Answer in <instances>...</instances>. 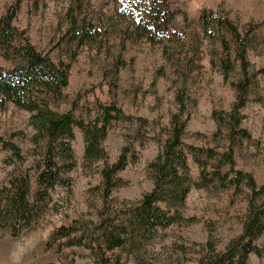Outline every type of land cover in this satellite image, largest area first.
<instances>
[{
  "label": "trees",
  "instance_id": "obj_1",
  "mask_svg": "<svg viewBox=\"0 0 264 264\" xmlns=\"http://www.w3.org/2000/svg\"><path fill=\"white\" fill-rule=\"evenodd\" d=\"M66 2L67 28L61 41L74 48L69 53L71 60L84 45L98 52L117 38L120 52L113 62L115 72L126 66L121 58L125 44L142 40L150 46L158 45L163 59L175 67L181 77L186 79L188 72L196 69L188 53L176 51L181 39L172 23L179 12L170 7L168 0H105V4L113 6L112 16L97 19L83 12L89 0ZM20 3L21 0H16L0 16V53L10 64L9 69L0 66V109L12 103L18 109L29 111L28 123L33 133L29 138L31 147L25 155L14 142L0 140L2 149L8 153L3 161L8 170L0 180V231H7L13 237L29 231L45 213L54 210L56 189L71 188L67 174L75 167L71 143L76 127L83 139L82 166H95L99 176V184L89 190L93 200L88 206L93 214L59 225L50 234L48 245L56 246L58 251L82 247L89 251L95 264H121L122 257L115 253L118 250L138 262L158 229L184 221L182 210L192 187L232 188L234 195L243 193L245 188L246 210L239 218L240 232L220 251L209 233L206 242L195 251L197 257L191 264H248L252 253L264 256V248L257 244L264 236V184L258 185L251 174L237 169L234 162L235 148L251 138L241 125V111L256 78L264 75V67L253 71L247 59L253 47L250 34L255 27L250 25L243 33L226 15L201 10L198 22L203 37L211 45L220 47V57L214 65L225 80L238 68V77L230 82L234 91L231 107L211 114L216 125L213 139L217 144L221 140L224 143L219 150L185 144L188 107L184 92L177 91L174 97L177 111L169 117L166 138L160 142L156 156L146 164L152 187L137 201L119 202L111 197L113 190L122 185L117 174L136 159L133 142L142 145L143 136L137 135L136 130L133 140L127 142L116 160L109 164L102 141L110 123L115 120L130 123L132 116L125 115L115 103L96 104L95 116L87 120L76 117L72 111L61 113L51 108L52 103L64 99L62 92L68 85L70 61L53 62L49 54L37 52L24 30L14 26L12 21ZM183 18L186 22L187 18ZM194 37L192 55L199 53L201 44V39ZM135 120L138 129L144 127L145 119ZM188 156L199 170L194 181L190 177Z\"/></svg>",
  "mask_w": 264,
  "mask_h": 264
},
{
  "label": "rangeland",
  "instance_id": "obj_2",
  "mask_svg": "<svg viewBox=\"0 0 264 264\" xmlns=\"http://www.w3.org/2000/svg\"><path fill=\"white\" fill-rule=\"evenodd\" d=\"M16 0H0V16ZM170 7L179 13L174 17L172 28L181 39L176 51L192 57L196 69L183 78L167 63L161 54V48L150 46L143 41L136 44L126 43L121 58L126 66L113 71V62L120 52L117 38L98 51L84 45L77 49L74 59L69 53L74 50L61 41L67 23L64 14L66 0H21L19 11L12 21L14 26L25 31L30 43L37 52L49 54L53 62L62 60L69 63L68 85L62 94L64 99L51 104L58 112H70L82 119L95 116L96 104H116L125 115L132 116L126 121L111 122L102 147L107 154L106 162L113 163L121 148L133 140L134 132L143 136L142 145L133 142L136 159L117 174L122 185L113 190L111 197L119 202L137 201L151 187L146 164L156 154L169 126V117L177 107L174 97L181 90L186 95L187 114L189 116L184 142L201 148L216 147L213 139L216 130L212 120L213 111L228 110L234 99L230 82L238 77V68L225 80L216 64L220 57V47L211 45L205 39L199 27L198 16L203 9L218 11L232 20L243 33L250 25L255 28L250 34L253 47L247 54L250 68L256 71L264 67V0H168ZM83 12L94 18L112 16L113 6L105 0H89ZM187 18L186 22L185 19ZM201 39L199 53L192 55V42ZM179 47V45H182ZM109 54H107V50ZM0 66L9 69L10 64L0 53ZM188 68V67H187ZM187 70V69H186ZM104 74L107 77L104 78ZM249 100L242 109V127L251 138L242 141L235 148V167L264 184V75L258 76L250 89ZM29 111L16 108L8 103L0 109V140L14 142L22 154L31 147L29 138L33 133L28 121ZM136 118L146 120L143 128L138 129ZM75 156V167L67 174L71 188L58 187L53 193L55 208L44 214L29 231L19 236H11L0 231V264H95L88 250L71 247L57 250L47 244L50 234L59 225H67L75 218H88L93 210L88 206L93 200L90 188L98 185L99 176L95 166H82L83 139L78 128H74L71 143ZM8 158L0 142V180L7 173L4 159ZM102 163V162H101ZM100 163V165H101ZM190 177L194 181L198 176V167L188 156ZM226 169V168H224ZM247 190L233 194V189L192 187L187 194L183 208L184 221L157 230L156 237L146 246L138 257H126L124 253H115L122 257L121 264H191L197 257V251L207 236L216 240V249L222 250L225 244L241 230L239 218L246 208ZM96 204V203H95ZM98 204V203H97ZM264 248V236L257 242ZM185 250V253L182 251ZM248 264H264V256L251 254Z\"/></svg>",
  "mask_w": 264,
  "mask_h": 264
}]
</instances>
